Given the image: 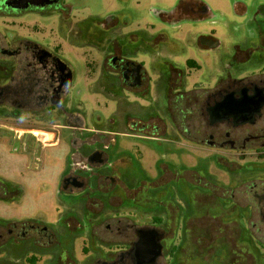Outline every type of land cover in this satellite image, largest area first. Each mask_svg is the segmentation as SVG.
I'll use <instances>...</instances> for the list:
<instances>
[{
  "label": "flooded vegetation",
  "instance_id": "flooded-vegetation-1",
  "mask_svg": "<svg viewBox=\"0 0 264 264\" xmlns=\"http://www.w3.org/2000/svg\"><path fill=\"white\" fill-rule=\"evenodd\" d=\"M199 5L180 2L159 18L173 23L203 19L204 8ZM68 11L71 13L65 0H0L2 22L11 19L22 26L26 17L33 15L50 24L45 34L35 39L20 32H0V108L8 117L24 121L68 119L67 126L58 131L69 139L74 153L69 155H73L72 168L63 175L60 189L65 195L81 198L80 203L91 202L97 220L91 218V224L84 225L73 216L58 228L36 220L13 222L18 224L1 227V254L5 253L6 239L17 237L47 252L39 255L24 249L16 264H38L43 256L55 258L56 264H246L256 260L254 253L246 252L241 238L248 236L264 248V176L252 168V162L264 161V41L234 45L230 51L213 35H199L196 48L211 54L213 61L206 67L205 82L189 83L191 72L186 68L199 69L194 60L182 66L171 62L159 65L158 59L173 53L165 49L162 33L149 35L140 24L125 31L130 23L125 20L119 25L116 16L88 17L92 19L88 26L84 23L87 18L71 19ZM199 14L203 16L198 18ZM99 34L105 35L102 41L96 39ZM54 36L99 53L101 71L96 84L100 89L121 94L117 99L124 97V91L149 98L151 107L144 116L131 111L122 118L113 115L109 123L118 121L120 135L183 138L206 149L205 165L198 163L178 173L161 161L156 178L147 177L145 172L142 178H131L117 169L122 161L108 152L110 131L95 130L96 134L80 139L74 131H66L87 129L85 118L70 104L74 72L62 58L61 45L54 42ZM148 70L157 74L154 81ZM123 104L129 105L125 101L119 106ZM157 106L165 107L167 113L160 114ZM1 126L6 134L13 133L7 134L11 141L22 137L28 145H32L36 131L55 129L17 124L25 133L16 138L12 126ZM90 145L94 147L83 151ZM212 162L222 177L225 175L224 180L207 171L206 165ZM252 172L258 176H250ZM181 193L192 207L201 196H217L230 212L229 203L236 206V200L246 201L244 224L233 222L236 237L233 229L227 231L230 224L223 221L221 226L210 228L209 224L203 226L204 216L196 210L183 215L177 202ZM73 219L78 221L71 226ZM191 221L193 225L188 226ZM247 224L253 233L245 234ZM77 252L82 260L77 259Z\"/></svg>",
  "mask_w": 264,
  "mask_h": 264
},
{
  "label": "rangeland",
  "instance_id": "rangeland-1",
  "mask_svg": "<svg viewBox=\"0 0 264 264\" xmlns=\"http://www.w3.org/2000/svg\"><path fill=\"white\" fill-rule=\"evenodd\" d=\"M70 7L68 15L71 19L87 18L84 22L88 26L91 25L92 19L88 17H95L97 19H104L111 16H116L119 19V25L121 23L127 22L129 24L125 28V31L129 29H134L137 24L146 27L149 35H156L162 33L166 37V47L165 49L173 52L172 54H164V59H158L159 65L163 62H171L175 65H186V61L194 60L199 69L195 67L186 68L187 73L191 72L189 83H201L207 80V65L212 62V55H208V52L201 49L198 46L196 48V40L199 35H213L215 39L219 40L224 46H227L231 51L234 45H239L244 47L250 43H258L264 41V0H65ZM188 1L196 2L203 6V15H198V18L203 16V19L198 20H181L173 23V20L162 21L159 15L162 12H170L174 10L180 2L185 3ZM199 5V7H200ZM244 10V11H243ZM26 21L22 26L17 24L18 22H13L11 19L7 21H1L0 17V32L4 34H11L14 32H20L32 39L38 38L45 34V29L49 21H44L33 15H28ZM57 16L55 15L54 29L56 25ZM50 25V24H49ZM85 28V27H84ZM105 38L104 34H99L96 39L102 41ZM54 42L61 45V56L69 63L74 72V84L69 92L70 104L75 106L78 112L85 118V128L87 130H71L66 129V131H74L77 138H85L86 135L96 134L95 130L105 129L111 132L112 138L109 143L108 152L116 160L120 159L122 161L121 165L117 166V169L126 176L129 175L131 178L136 176L137 178H142L143 173L149 178H156L159 171V163H167V165L176 169L178 173H181L185 169L195 168L198 163L205 165L207 159L205 158L206 152L203 148L183 139H175L169 136H163L156 139L142 138V137H129L120 135V126H117V122L109 123L111 118L115 113L119 114L120 118L124 117V114L128 111L137 112L140 116L147 114V110L151 107L149 98L146 96L136 95L135 93L123 92V98H116V96L121 97V94L116 93V91H109L106 89H100L97 86L99 81L100 71H101V61L99 60V53L95 51L94 48L90 46H78V44H66L64 41L57 39L54 36ZM54 43V44H55ZM99 46L106 47L104 43L98 42ZM83 45V44H82ZM159 47V46H158ZM156 52L151 50V53ZM171 55V59H167V56ZM149 62V61H148ZM151 62V60H150ZM149 62V63H150ZM148 65V63L146 64ZM150 66V64H149ZM254 69V68H253ZM255 70V69H254ZM231 72L237 75L233 69ZM151 80H155L156 73L148 70ZM127 102L129 105H120L121 102ZM159 113H167L165 107L157 106ZM156 112H158L156 110ZM2 120V121H1ZM68 119H48L35 122V121H24L19 120L14 117H8L6 110L0 108V125L5 123L6 125L12 126L17 135L23 136L25 133L22 129L18 128L16 125H35L47 128L59 129L63 126H67ZM167 130H170V124L167 121ZM0 127V147L2 144L3 154L0 151V174L1 168L5 169L9 167V162L7 160L6 152L13 150L17 147V151L22 152L21 148L16 145L15 142H11L10 138L2 134ZM50 131V130H49ZM38 132V131H36ZM35 132V133H36ZM9 136H12L11 131L7 132ZM39 134V133H38ZM169 134V133H168ZM36 135V134H34ZM29 135L25 138L28 139ZM93 140V139H92ZM25 143L27 141L25 140ZM12 145V146H11ZM11 146V147H10ZM94 146H86L83 151H87ZM201 149V150H200ZM6 151V152H5ZM16 151V150H15ZM72 154L74 153V148L72 149ZM26 156L28 171L25 174L35 175L36 180L48 179L51 177L49 173L42 172L41 169L38 170L39 162L34 161L33 156H31V151L22 152ZM38 156H41L39 152ZM72 156L69 158L67 170L72 168ZM218 157L222 158L223 154L218 152ZM13 161V160H12ZM215 161V160H214ZM216 163H209L206 165L208 172L218 173L219 179H223L221 173L218 169H215ZM199 166V165H198ZM252 168L257 170V174L261 177L264 176V161L253 163ZM247 168H249L247 166ZM24 170V169H23ZM182 170V171H181ZM24 172V171H23ZM256 173H250V176H258ZM249 176V177H250ZM248 177V176H247ZM246 177V178H247ZM1 179V177H0ZM4 180V179H1ZM45 182V181H44ZM49 184H54V181H49ZM47 183V182H46ZM40 183V188L42 191L47 189V192L51 189L49 184ZM26 190L25 183L14 184ZM41 194V195H39ZM204 195V194H203ZM32 198L37 201H31L32 208L38 206H49V201L42 194V192H37V195L32 193ZM177 202L179 206L181 204V213L183 215H189L196 210L200 215L204 217L201 219L203 226L207 224L213 226H221V222L227 224V231L229 229L234 230V236L236 237L235 225L233 222L243 223V216H247L245 213V207H243L247 202L244 200H236V206L232 207L231 212L227 210L226 204L222 202L217 196H201L197 199L194 207L191 206L189 199L186 195L182 194ZM82 199L77 196L65 195L64 191L60 189V196L58 199V210L59 214L54 223L51 224L53 227L62 226L67 219L70 217H75L79 220L80 224H91L89 219H95V209L91 206V202L87 205L80 203ZM11 203L10 208L1 209L0 213L6 216H13L15 214L14 203ZM231 209V208H230ZM90 210V212H88ZM92 210V211H91ZM209 210V213H207ZM221 211L223 212V214ZM34 212V211H32ZM220 213V214H219ZM211 215H217V219H211ZM87 217H89L87 219ZM255 217V216H254ZM73 219L71 226H74L77 221ZM253 220H256L253 218ZM75 223V224H74ZM249 223V221H248ZM193 225V221L188 224V226ZM244 227V226H243ZM249 224L245 225V234L248 231L253 233L251 228H248ZM54 228V229H57ZM230 235V234H229ZM216 236V235H215ZM233 236V238H235ZM232 238V236H231ZM244 240L246 245V252H252L257 257L256 260H250L252 264H264V248L256 241L251 240L248 236L246 238H241ZM5 253L1 254V238H0V264H16L18 258L24 252V249H32L39 255L47 252V249L40 247L39 245L31 244L26 240H22L17 237H11L6 239ZM61 242H65L63 239ZM78 242V240H77ZM217 242L216 239L213 240V244ZM240 242V241H239ZM80 243V242H79ZM238 243V242H237ZM241 246V245H240ZM78 249V243L75 245ZM216 247V246H215ZM217 253V249L214 250V254ZM80 252H77V259H80ZM250 258V257H249ZM254 261V263H253ZM246 262V264H251ZM38 264H56L55 258L49 260L46 256L40 258Z\"/></svg>",
  "mask_w": 264,
  "mask_h": 264
},
{
  "label": "crops",
  "instance_id": "crops-1",
  "mask_svg": "<svg viewBox=\"0 0 264 264\" xmlns=\"http://www.w3.org/2000/svg\"><path fill=\"white\" fill-rule=\"evenodd\" d=\"M0 127L3 129L1 130L2 134L5 135L4 137H6L7 134L5 133V128L1 125ZM58 130L59 128L52 129L50 131H38L39 134L34 135L35 138H33L34 141L32 142V145L25 143L22 137L17 138V134L15 136L17 139L11 141L15 142L16 145L21 148L22 152L31 151V156L34 157L33 160L40 161L38 167V170L42 168L39 170L41 171L40 173H49L51 177L48 179H40L38 181L35 179V175H30V173L25 174V171H28V167L27 161H25L26 156L24 153L17 151L19 149L17 147L14 148V151L10 150L8 153L5 151L7 160L9 162V167H6L5 169L1 168V179L10 181L14 184L25 183L26 190L24 189L21 198L18 200L7 201L1 200L0 198L1 209L5 207L10 208L8 207L11 205L9 202L14 203L15 208V214L11 217L0 213V222L13 223L36 220L51 225L57 219L59 214L57 205L60 196L61 179L66 173L69 155L71 153L69 139L61 134ZM52 131H57V138H55V135L52 133ZM2 144H4V142ZM2 144L0 147L1 154H3ZM39 152L41 153V156H38ZM49 181H54V184H49ZM46 182L51 188L49 192H47V189L42 191L40 188V183L43 184ZM38 191L45 195L49 201V206L43 207L37 205L35 208H32L31 201H37L32 198V193L34 192V194L37 195Z\"/></svg>",
  "mask_w": 264,
  "mask_h": 264
},
{
  "label": "trees",
  "instance_id": "trees-1",
  "mask_svg": "<svg viewBox=\"0 0 264 264\" xmlns=\"http://www.w3.org/2000/svg\"><path fill=\"white\" fill-rule=\"evenodd\" d=\"M23 190L21 187L14 185L10 181L1 180L0 181V198L1 200H18L21 198ZM18 223H2L0 222L1 227H11L12 225H17Z\"/></svg>",
  "mask_w": 264,
  "mask_h": 264
},
{
  "label": "water",
  "instance_id": "water-1",
  "mask_svg": "<svg viewBox=\"0 0 264 264\" xmlns=\"http://www.w3.org/2000/svg\"><path fill=\"white\" fill-rule=\"evenodd\" d=\"M52 133L55 135V138H57V131H52Z\"/></svg>",
  "mask_w": 264,
  "mask_h": 264
},
{
  "label": "bare ground",
  "instance_id": "bare-ground-1",
  "mask_svg": "<svg viewBox=\"0 0 264 264\" xmlns=\"http://www.w3.org/2000/svg\"><path fill=\"white\" fill-rule=\"evenodd\" d=\"M34 134V133H33ZM37 135V134H36Z\"/></svg>",
  "mask_w": 264,
  "mask_h": 264
}]
</instances>
